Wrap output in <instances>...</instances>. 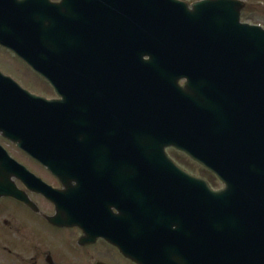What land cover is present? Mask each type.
Here are the masks:
<instances>
[{
	"label": "water",
	"instance_id": "1",
	"mask_svg": "<svg viewBox=\"0 0 264 264\" xmlns=\"http://www.w3.org/2000/svg\"><path fill=\"white\" fill-rule=\"evenodd\" d=\"M242 8L236 0H0V46L63 96L47 100L0 72V126L23 133L28 117L79 115L71 86L105 70L126 102L127 163L146 165L140 179L160 201L187 191V264H264V30L242 24ZM168 148L225 188L179 168Z\"/></svg>",
	"mask_w": 264,
	"mask_h": 264
},
{
	"label": "flooded vegetation",
	"instance_id": "2",
	"mask_svg": "<svg viewBox=\"0 0 264 264\" xmlns=\"http://www.w3.org/2000/svg\"><path fill=\"white\" fill-rule=\"evenodd\" d=\"M238 1L241 21L264 28V0ZM46 2L59 5L62 0ZM107 74L94 70L87 85L71 86L79 115L28 117L23 133L15 132L16 125L14 132L12 125L0 126V264H187V191L176 200L171 189L160 201L158 189L140 179L146 165L127 163L131 127L122 110L126 102ZM32 75L42 91L55 96L23 88L63 100L49 82ZM170 151L186 160L187 155L166 151L189 171L187 161ZM74 153L85 154V161L69 156L73 161L65 162V154Z\"/></svg>",
	"mask_w": 264,
	"mask_h": 264
},
{
	"label": "rangeland",
	"instance_id": "3",
	"mask_svg": "<svg viewBox=\"0 0 264 264\" xmlns=\"http://www.w3.org/2000/svg\"><path fill=\"white\" fill-rule=\"evenodd\" d=\"M187 2V0H182ZM0 70L3 71L4 74H7L18 81L25 88L32 90L34 93L43 94L46 96H55V93L52 90H48V92L42 91V87L38 82L37 78L33 76L26 67H24L20 62L16 59L12 58L10 55L6 53H2L0 50ZM39 83V84H38ZM34 86V87H33ZM173 157L181 160L184 159L187 161V170L189 172L201 176L206 179L214 189H220L223 187L222 183L210 172H206L199 167V165L193 161H189L182 156L170 151Z\"/></svg>",
	"mask_w": 264,
	"mask_h": 264
}]
</instances>
